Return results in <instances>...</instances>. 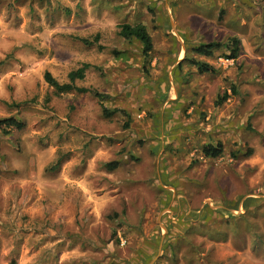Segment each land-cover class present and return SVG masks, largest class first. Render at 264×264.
Instances as JSON below:
<instances>
[{"label": "rangeland", "instance_id": "obj_1", "mask_svg": "<svg viewBox=\"0 0 264 264\" xmlns=\"http://www.w3.org/2000/svg\"><path fill=\"white\" fill-rule=\"evenodd\" d=\"M122 24L147 26L149 59ZM232 37L237 60L194 52ZM84 65L77 86L125 113L45 80ZM10 117L25 126L0 131V264H264V0H0Z\"/></svg>", "mask_w": 264, "mask_h": 264}, {"label": "trees", "instance_id": "obj_2", "mask_svg": "<svg viewBox=\"0 0 264 264\" xmlns=\"http://www.w3.org/2000/svg\"><path fill=\"white\" fill-rule=\"evenodd\" d=\"M119 35L122 39L127 41L137 40L142 44V55L144 58L149 59L154 50V41L153 37L150 34L148 28L144 24H122L119 26ZM86 45L93 46L99 43L100 35H97L93 41L87 39H81ZM241 43L238 38L232 37L227 40L225 44L214 42L206 45H201L194 49V52L198 55L211 57L213 55V51L215 49L225 47L227 51H229L228 59L237 60L240 56ZM188 62L191 66L197 68L198 72L201 74L204 73H216V69L209 63L204 61H199L194 58L186 57L183 62H181L180 67L183 63ZM89 65H84L82 68L72 71L69 74V82L61 84L58 80H56L49 72L45 75L46 82L55 90L56 96H61L64 94L70 93H80V94H90L95 97L102 109L103 117L105 119L113 118L117 113L124 112V110L109 109L105 101L107 100V95L100 92L99 90L93 88H83L77 86V81H83L87 77V70L89 69ZM228 96H225L224 100H226ZM25 124L19 121L16 118L10 117L0 120V131H3L5 134L9 135L11 130H22ZM130 127L129 122L125 124V128L128 129ZM224 152V147L222 143H218L216 146L214 145H206L203 147V154L206 158H219L222 156ZM253 152L249 151L248 156H252ZM60 163L58 164V166ZM119 167V162L113 161L106 164V168L109 171H114ZM177 255V254H176ZM9 264H18L15 260H12Z\"/></svg>", "mask_w": 264, "mask_h": 264}]
</instances>
